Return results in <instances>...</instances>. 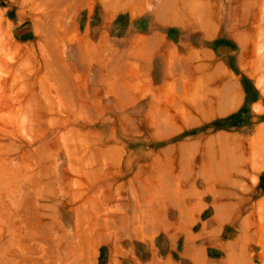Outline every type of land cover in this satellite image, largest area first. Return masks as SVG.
Masks as SVG:
<instances>
[{
  "label": "rangeland",
  "instance_id": "obj_1",
  "mask_svg": "<svg viewBox=\"0 0 264 264\" xmlns=\"http://www.w3.org/2000/svg\"><path fill=\"white\" fill-rule=\"evenodd\" d=\"M159 3L133 6L159 7L172 42L147 86L129 0H0V264H264V121L241 144L240 117L264 109V0ZM213 53L262 102L234 87L228 116L202 125ZM150 93L164 98L146 110ZM178 211L177 228L144 226Z\"/></svg>",
  "mask_w": 264,
  "mask_h": 264
},
{
  "label": "crops",
  "instance_id": "obj_2",
  "mask_svg": "<svg viewBox=\"0 0 264 264\" xmlns=\"http://www.w3.org/2000/svg\"><path fill=\"white\" fill-rule=\"evenodd\" d=\"M149 2V0H129V9L127 10V19H129L130 24H129V29H128V34H127V47H128V53L130 55V58L132 60V63L136 64L139 66L142 70H144V76H146L145 79V84L147 86H150V84H163L164 83V78L162 76H157L154 73V70L156 66L158 65V62L163 63L162 60H165L166 66H167V50H166V43H172L168 42V37L166 34L158 31L156 28L157 26L155 25L157 21H159V7L153 9L152 12H150L151 17L144 16L140 18V14L144 13L139 11L137 8H133V6L141 5V6H146V4ZM164 0H160V5L163 4ZM159 6V5H158ZM146 19V20H145ZM143 21L144 23H140V31H143V33H136V25H134L135 22L138 21ZM160 22V21H159ZM173 25V24H172ZM185 26V24H184ZM214 27V23H211V20L209 23L206 25V29L208 31H211V29ZM174 35V34H172ZM181 38V35H178L174 37V40L177 41V39ZM174 43V42H173ZM168 45V46H169ZM214 59H211L208 61V76L206 84L208 85L207 87V93L205 95V98L203 99V103L198 104V109L196 106V102L194 101V114H193V121L197 119L198 124H208L215 119L219 117H226L228 116L226 114V111H220V114L217 113V109L223 108L226 106L227 102L230 101L231 97V90L235 87V89H238L240 92H242V100L245 99L247 105L253 106L255 103L262 102V99L258 93H253L249 94L247 91V88L244 87L242 84H236L232 83V80L230 76L227 74L225 76H218L217 71L222 67V63L217 61L216 54L213 53L212 57ZM153 72V73H152ZM157 76V77H156ZM206 79V77H205ZM157 94L150 93L146 95L145 103H146V110L150 108V102L154 100L158 101H163L162 96H159L160 98H156ZM251 97V98H250ZM177 101H179L180 98L176 97ZM148 103V104H147ZM179 111V109L177 110ZM244 110L241 111L240 117L243 122V128H246V132H242V141L241 144H250V137L254 133L256 127L258 124L264 121V109L262 110L261 113L257 112L255 113L254 110L247 111V114H244ZM224 113V114H222ZM203 145V148L205 152L207 153V146L205 144H218L216 141V134H209V139L208 140H203L201 142ZM260 197L264 196V192H260ZM259 197V198H260ZM259 201V199L257 200ZM176 216V217H175ZM173 216V220L170 222L164 223L163 222V217L160 221H156L155 225L151 224H146L145 223V228L147 227H159V228H169V224H173V227H179V223H184L182 222V219L180 218V212L176 213V215ZM169 220V219H168ZM141 239L148 244L153 245V240L154 238L148 235H145ZM173 243V242H171ZM182 257H188L192 259L195 263V259H198V256L196 254H186L185 250H183V253H181ZM132 264H140L137 261L133 262ZM141 264H182L180 260H175L173 259L172 255H168L165 258H159L157 257L156 253L153 252L152 258L150 261L146 263H141Z\"/></svg>",
  "mask_w": 264,
  "mask_h": 264
},
{
  "label": "bare ground",
  "instance_id": "obj_3",
  "mask_svg": "<svg viewBox=\"0 0 264 264\" xmlns=\"http://www.w3.org/2000/svg\"><path fill=\"white\" fill-rule=\"evenodd\" d=\"M261 78V77H260ZM263 78H264V76H263ZM264 79H259V81H263ZM264 82V81H263ZM262 86V85H261ZM263 88H261V91H262V93L264 94V86H262ZM256 109H257V107H256ZM257 130H258V132L262 135V134H264V123L263 124H260L258 127H257ZM263 137V136H262ZM262 142V141H261ZM262 144V143H261ZM264 144V143H263ZM259 154V153H258ZM258 156H260V155H258ZM263 156V155H262ZM263 159H264V157H263Z\"/></svg>",
  "mask_w": 264,
  "mask_h": 264
}]
</instances>
